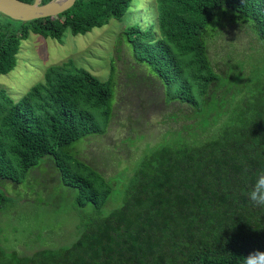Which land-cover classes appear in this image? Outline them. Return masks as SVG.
Instances as JSON below:
<instances>
[{
  "label": "trees",
  "instance_id": "1",
  "mask_svg": "<svg viewBox=\"0 0 264 264\" xmlns=\"http://www.w3.org/2000/svg\"><path fill=\"white\" fill-rule=\"evenodd\" d=\"M132 1L75 0L58 16L28 22L0 14L6 20L0 21V75L13 70L20 40L29 33L54 40L66 29L84 34L107 17L120 20ZM155 1L163 39L153 42L152 31H140L137 25L122 37L135 62L159 80L168 103L197 106L185 76L189 70L203 99L200 118L211 96L224 89L217 83L222 75L211 64L208 42L224 23L246 27L264 44V0ZM189 56L187 63L179 60ZM253 56L246 67L239 62L249 79L247 93L240 84L233 102L221 108L220 120L199 125L202 134L211 130L208 138L200 140L194 131L185 136L187 129L198 127L197 119L180 131V140L149 149L125 184L122 204L103 218L82 223L70 246L28 256L0 246V264H243L248 253L264 251V207L253 206L247 196L256 174L264 171V75L258 66L249 67ZM42 90L50 111L39 114L33 109L34 95L13 104L0 91V182L18 184L39 160L51 157L61 185L97 208L108 197L95 187L102 178L84 163L74 172L65 163L73 158L74 143L104 133L93 111L101 110L106 126L115 83L112 77L101 83L75 70L47 73ZM9 203L0 193V211Z\"/></svg>",
  "mask_w": 264,
  "mask_h": 264
},
{
  "label": "rangeland",
  "instance_id": "2",
  "mask_svg": "<svg viewBox=\"0 0 264 264\" xmlns=\"http://www.w3.org/2000/svg\"><path fill=\"white\" fill-rule=\"evenodd\" d=\"M2 20L5 18L0 17ZM136 25L140 31H152L153 42L163 39L155 0H133L120 20L107 17L84 34L73 35L66 29L59 40L33 33L20 40L13 70L0 75V91L13 104L32 94L35 113L50 111L49 106L43 105L47 101L42 90L45 75L73 74L75 70H84L101 83L112 77L115 95L106 126L101 110L93 111L99 130L104 133L74 143L70 149L73 158L65 161L73 172L78 163L94 170L106 185L99 179L95 184L100 193H108L106 202L97 208L83 202L77 190L61 185L51 157L39 160L18 184L0 182V193L10 198L0 211V246L6 251L28 256L37 250L70 246L79 237L82 223L103 218L122 204L125 184L149 149L171 139L180 140V131L197 119L198 127L187 129L185 136L196 132L197 138L203 140L212 134L211 130L202 134L197 129L206 119L212 123L220 120L221 108L225 110L233 102L240 84L247 93L249 79L240 72L239 62L246 67L254 55L249 67L258 66V73L264 75V44L246 27L223 23L217 29L218 35L208 42L207 52L213 68L222 75L217 83L223 84L224 89L211 96L199 118L197 112L202 109L203 99L189 70L185 76L192 82L197 106L168 103L159 80L146 66L135 62L122 33ZM172 49L176 52L173 46ZM190 59L191 56L179 57L182 63Z\"/></svg>",
  "mask_w": 264,
  "mask_h": 264
},
{
  "label": "water",
  "instance_id": "3",
  "mask_svg": "<svg viewBox=\"0 0 264 264\" xmlns=\"http://www.w3.org/2000/svg\"><path fill=\"white\" fill-rule=\"evenodd\" d=\"M75 0H51L41 4V0L25 3L19 0H0V14L13 20L28 22L37 19L55 17L70 9Z\"/></svg>",
  "mask_w": 264,
  "mask_h": 264
},
{
  "label": "clouds",
  "instance_id": "4",
  "mask_svg": "<svg viewBox=\"0 0 264 264\" xmlns=\"http://www.w3.org/2000/svg\"><path fill=\"white\" fill-rule=\"evenodd\" d=\"M247 196L253 206L264 207V171L256 174L255 182ZM243 264H264V251L254 250L248 253L243 257Z\"/></svg>",
  "mask_w": 264,
  "mask_h": 264
}]
</instances>
